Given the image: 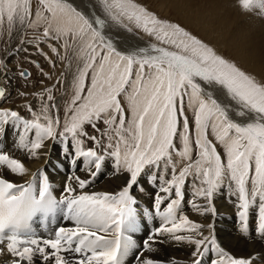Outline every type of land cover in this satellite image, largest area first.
<instances>
[{"label": "snow or ice", "instance_id": "1", "mask_svg": "<svg viewBox=\"0 0 264 264\" xmlns=\"http://www.w3.org/2000/svg\"><path fill=\"white\" fill-rule=\"evenodd\" d=\"M0 43V264H264V54L245 67L143 0H0Z\"/></svg>", "mask_w": 264, "mask_h": 264}, {"label": "bare ground", "instance_id": "2", "mask_svg": "<svg viewBox=\"0 0 264 264\" xmlns=\"http://www.w3.org/2000/svg\"><path fill=\"white\" fill-rule=\"evenodd\" d=\"M166 3L168 0H158ZM171 1V0H170ZM207 4L204 1L201 7V15L188 10L191 6L187 0H173L170 5L175 7V10L182 18L193 27L197 28L202 34L217 43L219 47H227L231 49L233 55L244 65L255 71H260V57L264 54V21L259 19H246L241 17L239 10L233 7L235 0H208ZM169 5V3H168ZM189 6V8H188ZM214 7V10H209ZM223 9L225 11H223ZM211 16L204 14L211 13ZM224 12L225 16L220 19L219 12ZM204 14H203V13ZM251 48L255 56V62H249L248 48ZM19 155V154H17ZM43 165V161H38L29 165L32 170ZM120 183L118 179L111 176H101L97 180L95 188L91 190H113ZM217 207L221 215L218 218L216 227L220 239L225 242V245L233 251L234 254H243V245L236 243L237 238V220L233 216L235 209L231 203H226V199L216 201ZM190 218L197 221H203L204 218L196 213L189 211ZM161 256L175 257L185 259L187 257V249L177 247H167L161 252Z\"/></svg>", "mask_w": 264, "mask_h": 264}, {"label": "rangeland", "instance_id": "3", "mask_svg": "<svg viewBox=\"0 0 264 264\" xmlns=\"http://www.w3.org/2000/svg\"><path fill=\"white\" fill-rule=\"evenodd\" d=\"M173 0H168L166 1V3H162L161 1H158V0H143V2L150 8H152L154 11H156L157 13H160L159 15L162 16V17H167V18H170L172 20H175V21H179L181 24L187 26L188 28H190L192 31L196 32L197 34L201 35L203 38H205L206 40H208L209 42L213 43L214 45H216L220 51H222L225 55H228V56H231L232 58L236 59L238 62H240L234 55L233 53L231 52V49L230 48H227V47H219V45H217V43L215 44V42L211 41V39H208L207 36H205V34H202L197 28L193 27L192 25L188 24L183 18L182 16L175 10V7L173 5H170L171 2ZM204 1V4L208 1V0H187V3H190L191 6L189 8L188 6V10L196 13V14H199L201 15V10H199L198 12L197 11H193V10H197L198 8L201 7V4L202 2ZM169 3V5H168ZM209 10H214V7L212 6V8H210ZM212 11L211 13H208V14H203L207 17V16H211L212 15ZM223 11H225L223 9ZM219 12L218 14H220V19H222L225 14H223L224 12ZM222 17V18H221ZM18 41H14L13 43V46H15V43H17ZM0 46H2V43H0ZM21 61H23L22 58H20ZM243 66L247 67L246 65H244L242 62H240ZM45 69V71H51V69L47 66V64L43 63L42 65ZM24 67H28L31 71H33V76H35V83L37 85V87H39V79H42L41 77H39L38 73L35 72V70L33 68H31L32 66H30L29 64L27 63H24ZM49 82H52V81H45V83H49ZM20 85H23V81H19L18 82ZM28 89H29V86H28ZM39 88H37L38 90ZM219 221V220H218Z\"/></svg>", "mask_w": 264, "mask_h": 264}]
</instances>
